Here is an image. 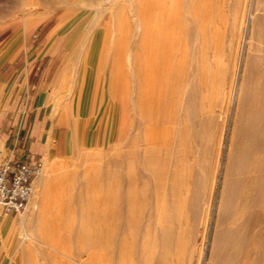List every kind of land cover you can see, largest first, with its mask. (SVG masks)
<instances>
[{"label": "rangeland", "instance_id": "374dc122", "mask_svg": "<svg viewBox=\"0 0 264 264\" xmlns=\"http://www.w3.org/2000/svg\"><path fill=\"white\" fill-rule=\"evenodd\" d=\"M167 1L165 2L168 4L160 3L159 0H68L67 2L47 0L46 4L40 3L41 7L28 6L29 11L25 12L24 0H0V26L11 24L12 27L7 40L0 45V51L4 48L16 51L15 62L12 65L18 66L27 60L42 58L46 53L51 54L48 57L50 60L53 57L52 50L56 49L60 52L54 57V72L63 70V74L56 84V89H52L55 77L53 80L51 78L49 82L51 87L45 92L49 96L45 97V109L55 115L64 108L66 114L70 116L68 103L79 102L74 97L75 92H78L76 97H81L83 94L86 98L90 90L89 87L79 88V86H88L98 81L104 96L107 97L109 93L113 98L114 117L117 118L115 115L118 112V129L122 132V136L111 137L106 142L105 122L100 120L88 137L76 138L74 135V143H72L67 134L59 140L62 151L44 157L42 161L45 169L42 170V176L46 179L40 176L42 179L36 180L35 195L28 211H33L35 198L41 197L47 198L44 202L45 211L32 227L25 228L21 233V239L27 252L32 256L33 264H264V224L259 227L253 226L243 232L250 240L249 246L254 252L252 254L256 256L255 259L253 256L244 258L242 254L234 255L239 241L233 236L234 228L237 227L232 224L228 212L230 207L228 192L231 190L233 177L236 176L234 155L239 142L237 128L239 116L246 115L241 98H244L247 88L254 84V80L249 76L253 60L257 56H264V32L261 35L264 31V0L258 1V8L257 1L251 0ZM170 3L175 6L172 13L164 7L171 5ZM86 4L90 7L86 8ZM256 11L263 17L256 23L259 27L255 25V30H252V24H249L247 19L252 13L259 15ZM89 13V20L85 25L83 21ZM76 21L82 23L79 39L85 36L89 23L93 22L95 25L93 27L95 30L86 37V43L93 38L99 47V50L94 51L92 55L86 56L85 52L75 51L78 47L76 40H73L69 48L66 47L69 34L65 33ZM56 25L59 27L54 29V32L44 35L46 30ZM146 27L152 28L151 32L156 37H173L170 41L171 49L164 48L166 53L171 54L169 58L173 64V81L160 114L156 111L146 114L139 100L140 85L143 83L144 75L142 37ZM201 29H204L205 37L208 38L206 54L214 50L209 43L218 47L223 41V45L226 43L225 46L228 47L223 46L219 54V59L222 60L211 65V72L214 73L209 71L211 83L210 80L206 82L209 87L205 84L204 92H201L202 88L197 82L196 74L191 76L193 67L189 64L190 58H194V49L196 47L198 49L201 45L202 34L199 33ZM57 34L59 37L55 38ZM107 45L110 46L107 48ZM10 65L3 66V75L8 73ZM189 66L192 68L190 69ZM246 69L249 72H246V81L249 82V79L250 84L246 82L248 87L243 88L242 78ZM111 85H115L116 90L112 89ZM205 87L207 89H204ZM206 90L208 93L205 92ZM244 92L245 94L241 96ZM91 95L92 89L88 95L89 100ZM152 113L155 118L161 119L147 121L144 118L153 116ZM147 122L152 128H159L160 135L157 137L153 134L148 135ZM173 132L178 135L181 133L179 135L181 146L178 135H176L178 141L173 145L172 141L175 137ZM128 138L130 141L133 140V144L128 140L132 146L127 144ZM144 139L150 140L149 146L147 145L150 149L145 147L147 141L142 142ZM137 140L141 141L137 142ZM44 143L53 149L57 146V138L46 137ZM135 143L140 145L137 146ZM152 144L156 148H153ZM65 145L66 149H63L61 146ZM134 145L140 146L141 149L138 148L137 151L143 156H146L144 155L146 151H150L151 148L152 150L145 157L149 163L141 157L142 155L141 158L137 156L136 150L134 152L136 159L131 162L132 165L127 161V164L132 166L130 171L139 174V178H143L141 182L144 180L140 183L138 179L140 184L136 182V188H139V192L142 189L147 193L144 192L143 197H140L141 192L138 202L132 201L129 204L124 198V193L127 170L130 167L125 163L124 158L129 156L130 150L134 151ZM174 147H181L179 149L181 151ZM160 149L165 153H163L165 159H161L162 156L156 157ZM153 150H158L153 156L154 159L156 157V161L151 160L152 155L155 154L153 152L151 155ZM143 160L147 165L142 163ZM136 161H139V165L145 166L138 167ZM148 165L150 171L144 173L143 168ZM156 166L162 170L160 173L157 172ZM167 172L174 177H170ZM160 174L161 187L159 183L156 184L157 190L155 183L159 181L154 177ZM144 175L146 177L149 175V178L146 179ZM152 175L155 176L152 178L150 177ZM41 183L44 186H41ZM142 184L144 188L140 186ZM167 184L169 189L164 198L163 194L167 186L165 190L164 187ZM171 187L179 193L173 191ZM114 196L118 199V207L113 215ZM147 196L150 198H147L149 201L145 199ZM141 200L146 202L145 206ZM157 202L158 204L160 202L161 208L156 206ZM164 204L169 207H163ZM170 205L173 208H170ZM246 213L239 221L245 219ZM114 217L117 218V223L116 235L113 238ZM171 222H173V231L176 230L173 232L174 235L176 234V237L173 235L176 241L173 240L171 248L166 249L163 246L161 229L167 228V224ZM145 246H148V253H144ZM166 250H168L167 256H171H168L171 262L164 257L167 260V263H164L163 254ZM234 256L238 262L234 260Z\"/></svg>", "mask_w": 264, "mask_h": 264}, {"label": "bare ground", "instance_id": "6f19581e", "mask_svg": "<svg viewBox=\"0 0 264 264\" xmlns=\"http://www.w3.org/2000/svg\"><path fill=\"white\" fill-rule=\"evenodd\" d=\"M52 1V0H51ZM68 1V0H67ZM67 1H65L64 0V2H67ZM144 1H146V0H144ZM155 1V0H154ZM160 1V3L162 2L163 4H164V2L165 1H167V0H165L164 2L162 1V0H159ZM171 1V0H170ZM251 1H257V3H256V7L258 8V6H259V3H258V1L259 0H251ZM261 1V0H260ZM259 1V2H260ZM43 2H45L44 4H46V2H47V0H24V11L26 12L28 9H29V7H35V6H38L39 5V7H41L40 5V3H43ZM49 2H50V0H49ZM168 2V1H167ZM167 2H165L166 4H168ZM16 3V2H15ZM53 3V2H52ZM51 3V4H52ZM59 3V2H58ZM75 3V2H74ZM217 3V2H216ZM232 3V2H231ZM253 3H255V2H253ZM252 3V4H253ZM44 4H42V5H44ZM73 4V3H72ZM78 4V3H77ZM77 4H74V5H77ZM80 4V3H79ZM171 4V3H170ZM257 4H258V6H257ZM21 5V4H20ZM92 5V4H91ZM254 5V4H253ZM29 6V7H28ZM84 6V5H83ZM164 6V5H163ZM167 6V7H166ZM28 7V8H27ZM39 7H36V8H39ZM44 7V6H43ZM46 7H48V6H46ZM79 7H81V6H79ZM89 8L90 7V5H88V4H86V8ZM165 8H167V9H169L168 11L170 12V13H172L173 12V10H174V5L173 4H171V5H165L164 6ZM221 7V6H220ZM219 7V8H220ZM54 8V7H53ZM77 8V7H76ZM84 8V7H83ZM30 9H32V8H30ZM34 9V8H33ZM79 9H81V8H79ZM230 9H232V8H230ZM254 9V8H253ZM258 10V9H257ZM29 11V10H28ZM36 11H37V9H36ZM70 10H68V12H69ZM253 11V10H252ZM20 12V11H19ZM35 12V11H34ZM38 12H41V11H38ZM74 12V11H73ZM257 12V11H256ZM6 13V12H5ZM22 12H20V14H21ZM30 13H32V10H31V12ZM70 13H71V11H70ZM169 13V14H170ZM233 13V12H232ZM249 13V12H248ZM252 13V12H251ZM257 13H259V12H257ZM23 14V13H22ZM36 14V13H35ZM34 14V15H35ZM24 15V14H23ZM29 15H31V14H29ZM33 15V16H34ZM38 15V14H37ZM71 15H73V13L71 14ZM89 15H90V13L89 14H87V16H85V18H84V21H83V23H85V25L87 24V22H88V20H89ZM225 15V14H224ZM262 14H260L259 13V15H253V13L252 14H250V16H249V18L247 19V20H249V24H252L251 26L253 27L252 28V30H255L254 28H255V25L257 26V27H259L256 23H258V22H260L259 21V18H261L262 19V17H263V15L261 16ZM95 16V15H94ZM234 16V15H233ZM261 16V17H260ZM25 17V16H24ZM14 18V17H13ZM10 19V18H9ZM9 19H7V20H9ZM260 19V20H261ZM225 21V20H224ZM223 21V22H224ZM222 22V23H223ZM245 23V22H244ZM247 23V24H248ZM82 23L80 22V21H76L74 24H72L71 26H70V28L68 29V31L65 33V34H69L68 36H67V38H68V42L66 43V47L67 48H69V46H71L72 45V43H73V40H76V42H77V45H78V47L77 48H75L76 50L75 51H78V52H85V55L86 56H89L90 54L92 55L93 54V52L94 51H97V50H99V47H98V45H97V43H95V40L92 38V40L89 42V40H88V42L89 43H86L87 42V36L89 35V34H91L92 33V31H94L95 29H93V27H95V25L93 24V22L92 23H89L88 24V26H87V28H86V34H85V36H83L81 39H79V30H80V25H81ZM224 24V23H223ZM223 24L221 25V26H223ZM226 24V23H225ZM3 26V28H0V45H2L3 44V39L4 38H8V36H9V33H10V30H11V24H4V25H2ZM2 26H0V27H2ZM24 26V25H23ZM225 26V25H224ZM57 27H59V25H56L55 27H52L51 29H49V30H46L45 32H44V35H46L47 33H49V32H54V29H57ZM247 27V26H246ZM222 28V27H221ZM250 29V28H249ZM260 29V28H259ZM258 29V30H259ZM204 30V29H203ZM202 29L200 30V32L199 33H201L202 34V36H201V39H202V41H201V45L199 46V48L197 49V47L194 49V58H190L191 60H190V63L189 64H191L192 65V67H193V69H192V72H193V74L190 72V74H191V76L192 75H194L195 76V74H196V76L198 77V81L197 82H199L200 83V85L199 86H201L200 88H202L201 89V92L203 91V87H204V85L206 84V82L208 81V80H210V78H209V73L211 72V65L213 64V63H216V62H218V60H222V59H219V54H221V51L223 50V46H225L226 45V43H224V45H223V41H222V43H220V45L218 46V47H215L213 44H210L209 43V45H212V48H214V50L212 51L211 50V53H208V54H206V47H207V43H208V38H206L205 37V31H203ZM233 30V29H232ZM152 28H150V27H146L145 28V33H144V36L142 37V48H143V66H144V70H143V73H144V75H143V78H142V81H143V83L140 85V96H139V100H140V103L142 104V110H144L145 112H146V114H148V113H151V112H158L159 114H160V110L163 108V105H164V99H165V97H167L168 96V92L169 91H171V82L173 81V77H172V71H173V69H172V67H173V64H172V60H171V58H169V55L171 56V54H169V53H166L165 52V50H164V48H167V49H171V40H172V38L173 37H168V38H163L162 36H158V37H156V36H154V34H152ZM161 31H165V29H161ZM245 31V30H244ZM29 32V30L27 31V33ZM247 32V31H246ZM263 32L264 31H262V34L261 35H263ZM27 33H26V35H27ZM251 33V32H250ZM65 34L63 35V36H65ZM82 35H83V31H82ZM198 35V34H197ZM255 35H256V33H255ZM62 36V37H63ZM225 36V35H224ZM234 36V35H233ZM246 36V35H245ZM59 37V34H57V35H55V38H58ZM263 37H264V35H263ZM224 38V37H223ZM222 38V40H224ZM91 39V38H90ZM164 40V41H163ZM263 40V39H262ZM112 41H114V40H112ZM162 42V43H161ZM253 42V41H252ZM112 44H114L113 42H111ZM249 43V42H248ZM115 45V44H114ZM227 45H229V44H227ZM108 46H110V45H107V48H108ZM225 47H227V46H225ZM228 48V47H227ZM227 48H225V50L227 49ZM264 48V47H263ZM111 49H113V48H111ZM106 50V49H105ZM229 50V49H228ZM241 50V49H240ZM224 52V51H223ZM226 52H227V50H226ZM225 54V53H224ZM221 57V56H220ZM225 57V56H224ZM223 58V57H222ZM254 60H255V63H254ZM253 60V63H252V65L254 66H252L251 68V70H250V73L247 71V69L246 70H244L245 71V74H243V88L244 87H248V85L246 84V75H247V73L246 72H248L249 73V76H250V79L251 80H254V84L253 85H251V86H249L247 89V92H246V94H245V92L242 94L241 93V96H243L244 94H245V96H244V98H241V99H243V108H244V110H245V112H246V115L245 116H239V125H238V127H237V125H235V127H237L238 128V133H239V142H237V144H238V148L236 149V152H235V155H234V157H235V163H234V165H235V174H236V176H234L233 177V182H232V184L230 185L231 186V190H230V188H229V192H228V194H229V201H230V207H229V210H228V212L230 213L229 214V216L231 217V219H232V224H235L236 225V227L237 228H234L235 230H234V237L236 238V240L237 241H239V245L237 244V246H236V253H234V255L235 254H242L243 256H244V258L246 257V258H250L251 256H255V255H253L252 254V249L250 248V240H249V238H248V236H246V235H244L243 234V232L244 231H246V230H249V229H251L253 226L255 227V226H261L262 224H264V56H257V57H255V59ZM223 62V61H222ZM245 63V62H244ZM240 64H241V62H240ZM224 65H225V63H224ZM190 67V66H189ZM192 67H190V69L192 68ZM215 68V67H214ZM210 69V70H209ZM210 71V72H209ZM240 71V70H239ZM212 74L214 73V71L213 72H211ZM239 74V73H238ZM209 75V76H208ZM196 77V78H197ZM211 77V76H210ZM196 78H193V79H195L196 80ZM207 78H209V79H207ZM248 81L249 82H247L248 84H250V80L248 79ZM196 82V83H197ZM244 82H245V84H244ZM252 82V81H251ZM209 83V82H208ZM210 83H211V80H210ZM209 83V84H210ZM197 85H198V83H197ZM208 84H206V86H207ZM247 85V86H246ZM77 86V85H76ZM237 86V85H236ZM78 87V86H77ZM114 87H116L115 85H111V88L113 89ZM198 87V86H197ZM207 87H209V85L207 86ZM207 87H205L204 89H207ZM238 87V86H237ZM242 87V86H241ZM80 88V87H79ZM199 88V87H198ZM200 88H199V90H200ZM245 88V89H246ZM115 89V88H114ZM116 90V89H115ZM209 90V89H208ZM208 90H206L205 92H207ZM238 90V89H237ZM204 92V91H203ZM208 93V92H207ZM77 94H78V92H75V96L74 97H76L77 96ZM233 94V93H232ZM238 94V93H237ZM201 95H203V93H201ZM69 98V97H68ZM65 99H67V97L65 98ZM64 99V100H65ZM118 99V98H117ZM118 101V100H117ZM231 102V101H230ZM60 105V104H59ZM162 112V111H161ZM152 113V114H153ZM140 114H141V112H140ZM158 114V115H159ZM131 117H133V116H131ZM157 117V116H156ZM134 118V117H133ZM147 121H148V119L150 120V121H152L153 119H155V120H159V119H161L160 117H157V118H155L154 117V114H153V116H145L144 117ZM164 118V117H163ZM237 120H238V118H237ZM157 122H159V121H157ZM238 122V121H237ZM148 123V122H147ZM147 123H145V124H147ZM144 124V125H145ZM149 124V123H148ZM138 125H139V123H138ZM137 125V126H138ZM164 125H166V124H164ZM152 125H148V130L146 131V133L148 134V135H150V134H153L155 137H157L158 135H160V129L159 128H157V127H151ZM139 127V126H138ZM137 127V128H138ZM166 127H167V125H166ZM234 127V128H235ZM145 129H146V127H144ZM143 128V129H144ZM236 128V129H237ZM141 129V128H140ZM130 131H131V129H129ZM129 131V132H130ZM137 131V130H136ZM132 132V131H131ZM133 132H134V130H133ZM180 132V131H179ZM178 132V133H179ZM236 132V131H235ZM135 133V132H134ZM133 133V134H134ZM142 133V132H141ZM174 133V132H173ZM52 134V133H51ZM130 134V133H129ZM132 134V133H131ZM132 134V135H133ZM136 134V133H135ZM167 134V133H166ZM172 134V133H171ZM175 134V133H174ZM181 133H179V135H180ZM236 134V133H235ZM137 135V134H136ZM136 135H134V136H136ZM173 135V134H172ZM176 135H178L177 133L174 135L175 137H176ZM177 136L178 137V139H179V137L180 136ZM49 136V135H48ZM52 136V135H51ZM131 136V135H130ZM133 136V138H135ZM150 136H148V138H149ZM166 137H168V134H167V136ZM174 137V138H175ZM177 137L175 138L176 139V142H175V140H174V138H173V141H172V139L170 138V142L172 141V143H173V145H174V143H177V141H178V139H177ZM151 138V137H150ZM143 139V138H142ZM127 141V144L129 143V138L128 139H126ZM129 140V141H128ZM147 141V143L145 144L146 146L145 147H148L149 145H148V142L150 141H148L147 139H144V141L142 140V142H146ZM151 140H152V138H151ZM47 141V140H46ZM133 140H131L130 142H132ZM135 141V140H134ZM138 141H141V140H137V142ZM153 141V140H152ZM179 144H180V146H181V140L179 139ZM124 142V141H123ZM125 142V143H126ZM124 143V144H125ZM143 143V144H144ZM151 143V142H150ZM156 143V142H155ZM132 144H133V142H132ZM129 146H132L130 143L128 144ZM127 145V146H128ZM135 145H137L136 143H135ZM133 146V147H135V149L133 148V147H130V149L131 148H133L134 149V151L132 152V150H130V154H129V151H128V154H129V156L128 157H125L124 159H126V164H127V161L131 164V162H134V160L136 159V154L134 153L135 152V150H136V153H137V156H141V157H143V158H145V157H147L149 154H150V152H151V150H152V148H151V150L150 151H146L145 152V154L144 155H146V156H143V154H138V148H140V146L139 147H137L138 145H140V144H138L137 146ZM148 145V146H147ZM153 145V144H152ZM177 145V144H176ZM175 145V146H176ZM144 146V145H143ZM161 146V145H160ZM124 147V146H123ZM145 147H143V149L145 148ZM158 147V146H157ZM128 148V147H127ZM126 147H125V149H127ZM137 148V149H136ZM149 149H150V147H148ZM148 148H145V150L147 149L148 150ZM153 148H156V146H154L153 145ZM165 148V147H164ZM163 148V149H164ZM175 149L176 148H178V150L179 149H181V147L179 148V147H174ZM173 148V149H174ZM84 149V148H83ZM129 149V148H128ZM141 149V148H140ZM159 149V148H158ZM85 150V149H84ZM144 150V151H145ZM183 150V149H182ZM155 151H158V150H153L152 151V153H151V155L153 154V152L155 153ZM168 151V150H167ZM179 151H181V150H179ZM159 152L161 153H158V155L156 156L157 158H158V156H162V158L161 159H165L163 156H165L164 154V152H162L161 151V149L159 150ZM172 153H173V151H171ZM139 153H141V150H139ZM147 153V154H146ZM149 153V154H148ZM157 153H155V154H153L152 155V157L153 156H155ZM164 153V154H163ZM170 152L168 151V153L167 154H169ZM175 154H176V152H174ZM167 154H166V156H167ZM178 154V153H177ZM176 154V155H177ZM150 155V156H151ZM125 156V155H124ZM126 156H127V152H126ZM150 156H149V158H150ZM138 157V158H139ZM140 157V158H141ZM156 157H155V159H154V157L151 159V160H155L156 161ZM169 156H167V158H168ZM233 157V158H234ZM148 158V159H149ZM146 159V158H145ZM139 161H141V160H139ZM139 161H136V162H138V167H143V166H145V165H147V164H145V162H144V160L142 161V163H144L145 165H143V164H140L139 165ZM146 161L149 163V161L146 159ZM157 161H159V160H157ZM166 161V160H165ZM141 163V162H140ZM151 163H153V162H151ZM159 163V162H158ZM130 164L128 165L129 167H127V168H129L128 170H127V178H126V192L124 193V198L128 201V203L129 204H131L130 202H134V201H136V202H138V199H140V197H143V193L145 192H143L142 191V189H140V192H139V188H136V186L137 185H135L136 184V182H138V184H140V183H142L141 182V180L143 179H140L139 178V174H135L136 172L135 171H130V169L132 168V166H130ZM156 164H157V162H156ZM46 165H49V164H46ZM45 165V166H46ZM132 165V164H131ZM143 165V166H142ZM151 165H154V164H151ZM133 166H134V164H133ZM47 167V166H46ZM49 167V166H48ZM148 168V170H146L147 168ZM146 167H144V168H146L145 170H144V168H143V171H144V173L146 172V173H148L147 171H150V169H149V165L148 166H146ZM152 168H155L154 166H151ZM151 168V169H152ZM156 168H158V169H156V170H158L157 172L158 173H160L162 170H160L159 169V167H157L156 166ZM162 168V167H161ZM43 169H45L44 168V166H43ZM133 169H134V167H133ZM136 170V169H135ZM153 170V169H152ZM151 170V171H152ZM160 170V171H159ZM165 170V169H164ZM163 170V171H164ZM173 170V169H172ZM234 170V169H233ZM165 171H169V170H165ZM135 172V173H134ZM153 172H155V170H153ZM157 172H155L156 174H158ZM43 173V172H42ZM42 173L39 175V180L40 179H42V177H45V176H42ZM47 173V172H46ZM45 173V175L47 176V174ZM50 173V172H49ZM142 173V172H141ZM154 173V174H155ZM165 173V172H164ZM168 173V172H167ZM166 173V174H167ZM169 173H171V171L169 172ZM168 173V174H169ZM162 174V173H161ZM161 174H160V176H155V175H152V176H150V177H152L153 178V176H155L154 178H156L159 182H157V183H155V187H156V189H157V186H156V184H158L159 183V186H160V184H161V179H162V177H161ZM166 174H164V175H166ZM168 174H167V176H166V178L168 177ZM197 174V173H196ZM200 174V173H199ZM159 175V174H158ZM172 175H173V171H172ZM171 174H169V176L171 177L172 176ZM193 175H195V174H193ZM40 176H42V177H40ZM50 176V175H49ZM145 176V178L147 179V177L149 178V175H147V177H146V175H144ZM190 176V175H189ZM165 177V176H164ZM172 177H174V176H172ZM191 177V176H190ZM38 178L36 179V180H38ZM45 179H46V177H45ZM45 179H43L45 182L47 181V180H45ZM48 179H49V177H48ZM138 179H139V181H140V183H139V181H138ZM160 179V180H159ZM169 179V178H168ZM189 180H190V178H189ZM156 181V180H155ZM165 180L163 179V182H164ZM232 181V180H231ZM36 182V181H35ZM201 182V181H200ZM40 183V182H39ZM39 183H38V185H39ZM165 183V182H164ZM144 184V183H143ZM143 184L142 185H140V186H142L143 187ZM188 184V183H187ZM185 185V184H184ZM189 185V184H188ZM187 185V186H188ZM190 185H191V183H190ZM40 186V185H39ZM41 186H44V185H42V183H41ZM145 186V185H144ZM166 186H167V189H166ZM193 186V185H192ZM197 186V185H196ZM200 186V185H199ZM147 187V186H146ZM146 187H145V189H146ZM161 187V186H160ZM159 187V188H160ZM180 187V186H179ZM144 188V187H143ZM148 188V187H147ZM172 188V187H171ZM166 189V192H165V194H163V197L167 194V191H168V189H169V186H168V184L167 185H165V187H164V190ZM173 189V188H172ZM183 189V188H182ZM185 189V188H184ZM158 190V189H157ZM156 190V191H157ZM160 190V189H159ZM176 189L174 188L173 189V191H175ZM186 190V189H185ZM41 191V190H40ZM172 191V190H171ZM188 191V190H187ZM186 191V192H187ZM190 191V190H189ZM228 191V190H227ZM142 192V194H140ZM176 193H179V192H177V191H175ZM198 192V191H197ZM38 193V192H37ZM42 193H43V190H42ZM42 193H41V195H42ZM146 193V192H145ZM158 193V192H157ZM157 193H155V194H157ZM162 193H164V192H162ZM44 194H45V192H44ZM139 194H140V197H139ZM147 194V193H146ZM173 194V193H172ZM36 195H39V194H36ZM46 195V194H45ZM142 195V196H141ZM174 195H176L175 193H174ZM190 195H191V193H190ZM155 196V195H154ZM158 195H156V197H157ZM160 196L162 197V195L160 194ZM167 196V195H166ZM173 196V195H172ZM176 196H179V195H176ZM194 196V195H193ZM149 196H147L145 199H147ZM173 197H175V196H173ZM164 198H166V197H164ZM36 199V201H34V206L35 207H37L38 205H37V203H38V200L40 199V198H35ZM44 199V198H43ZM145 199H143V200H145ZM148 199H150V198H148ZM147 199V200H148ZM156 199V198H155ZM44 200H46V199H44ZM117 197L116 196H114V203H113V206H112V210H113V215L116 213V210H117ZM168 200V199H167ZM181 200H182V198H181ZM41 201H42V199H41ZM149 201V200H148ZM156 201H158V200H156ZM171 202H172V200H170ZM44 202V201H43ZM144 202V206L146 205L145 203V201H142L141 200V203H143ZM151 202V201H150ZM162 202V201H161ZM167 202V201H166ZM168 202H169V200H168ZM186 202V201H185ZM163 203H165V201L163 202ZM182 204H183V202H181ZM39 204L40 205H43L42 203H40L39 202ZM159 204H160V202H159ZM158 204V202L156 203V206L158 205V206H160ZM167 204V203H166ZM182 204H180V205H182ZM45 205V204H44ZM167 205H169V203L167 204ZM167 205H163V207L164 206H166V207H169V206H167ZM172 205V204H171ZM171 205H170V208H173V207H171ZM173 205H175V203H173ZM179 205V204H178ZM184 205V204H183ZM162 206V205H161ZM161 206H160V208H161ZM34 207V209L36 210V208ZM38 207H40V206H38ZM42 207V206H41ZM175 207H176V205H175ZM178 207V206H177ZM158 208V207H157ZM179 208V207H178ZM38 209V208H37ZM177 210H179V209H177ZM246 210H248V213H246ZM39 211V210H38ZM40 211H41V208H40ZM170 211L172 212V210L170 209ZM36 212V214H37V210L35 211ZM31 213V212H30ZM40 212H38V214H39ZM246 213V215H245V219L244 220H242V221H239L240 220V218L241 217H243L244 216V214ZM35 214V215H36ZM32 215V214H31ZM176 217V216H175ZM169 218V217H168ZM168 218L166 219V220H168ZM30 219H31V217H30ZM170 219V218H169ZM174 219V218H173ZM25 220V219H24ZM165 220V221H166ZM180 220V219H179ZM117 221V218H113V229H112V232H113V238L115 237V235H116V222ZM177 221V220H176ZM184 222V221H183ZM172 223L173 222H171V224L169 225V224H167V228H164L163 227V229H161L162 231V238H163V246H165V248L166 249H170L171 248V244H173L174 243V241L173 240H175L174 238L176 237V234L174 235V233L173 232H175V231H173V226H172ZM166 225V224H165ZM238 227H239V229H238ZM228 231H231V230H228ZM232 234V233H231ZM175 237H174V236ZM176 241V240H175ZM173 242V243H172ZM175 245V244H174ZM148 247V246H147ZM146 246L144 247V253H148V248H147ZM173 248V247H172ZM168 250H166L165 251V254H163V260H165V258L167 259H169V257L168 256H170V255H168L167 256V252ZM254 253V252H253ZM167 256V257H166ZM240 256V255H239ZM238 256V257H239ZM165 257V258H164ZM171 257V256H170ZM256 257V256H255ZM255 257L253 258V259H255ZM243 258V257H242ZM160 259V258H159ZM158 259V260H159ZM252 259V260H253ZM163 260H161V261H163ZM170 260V259H169ZM168 260V261H169ZM234 260L236 261L237 259L235 258V256H234ZM241 260V259H240ZM244 260V259H243ZM251 260V261H252ZM146 261L148 262V260H147V258H146ZM167 260H165V261H163L164 263L166 262ZM160 262V261H159ZM158 262V263H159ZM170 262H171V260H170ZM237 262H238V260H237ZM248 262V261H247ZM167 263V262H166ZM240 264V263H239ZM246 264V263H245ZM248 264V263H247Z\"/></svg>", "mask_w": 264, "mask_h": 264}, {"label": "crops", "instance_id": "0c3cea01", "mask_svg": "<svg viewBox=\"0 0 264 264\" xmlns=\"http://www.w3.org/2000/svg\"><path fill=\"white\" fill-rule=\"evenodd\" d=\"M6 40L7 38H4L3 43ZM51 53L53 57L50 60L48 57L51 54L46 53L42 58L27 60L14 66L12 64L15 62L16 51L7 48L0 51V146L23 158L43 160L49 154L62 151L59 140L67 134L72 143L74 135L76 138H86L100 120L105 122L106 142L111 137L122 136L121 129H118L119 113L117 112L115 119L112 109L113 98L109 93L107 97L104 96L98 81L94 84L90 82L88 86H79L92 89V95L89 100V90L86 98L83 94L81 97H75L79 101L78 104L68 103L70 116L64 108L55 115L45 109V97H49L45 92L51 87V78L53 80L55 77L52 89H56V84L63 74V70L54 72V57L60 52L54 49ZM7 65H10L9 71L3 75L2 68ZM48 135L57 138V146L53 149L44 143V138L49 137ZM61 147L66 149V145ZM43 198L47 200L45 197L38 200L43 205L38 202L40 207H35L37 214L33 209L31 213L27 211L22 216H11L5 215L0 208V264H33L32 256L21 239V233L43 216L46 201Z\"/></svg>", "mask_w": 264, "mask_h": 264}, {"label": "built area", "instance_id": "2783aa9c", "mask_svg": "<svg viewBox=\"0 0 264 264\" xmlns=\"http://www.w3.org/2000/svg\"><path fill=\"white\" fill-rule=\"evenodd\" d=\"M42 170L41 158L30 160L0 147V208L5 215L22 216L28 211Z\"/></svg>", "mask_w": 264, "mask_h": 264}]
</instances>
